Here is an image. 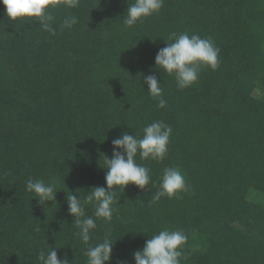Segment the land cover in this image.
I'll return each instance as SVG.
<instances>
[{
	"label": "trees",
	"instance_id": "16d2710c",
	"mask_svg": "<svg viewBox=\"0 0 264 264\" xmlns=\"http://www.w3.org/2000/svg\"><path fill=\"white\" fill-rule=\"evenodd\" d=\"M128 4L53 9V35L33 20L9 21L0 3V264H40L38 254L53 247L58 258L87 264L88 246L106 233L109 264H135L133 253L165 228L188 237L180 264H264V0H164L131 28ZM68 16L78 23L62 30ZM173 33L219 48L218 67L202 68L186 89L155 66ZM148 75L163 89L164 108L147 94ZM156 121L173 132L163 160L135 158L150 184L117 189L112 220L97 219L84 244L67 194L83 200L106 187L112 140L142 138ZM167 167L180 169L189 191L152 203ZM29 178L53 184L55 201L41 205L25 190ZM93 212L85 206L86 216Z\"/></svg>",
	"mask_w": 264,
	"mask_h": 264
},
{
	"label": "clouds",
	"instance_id": "9594fccd",
	"mask_svg": "<svg viewBox=\"0 0 264 264\" xmlns=\"http://www.w3.org/2000/svg\"><path fill=\"white\" fill-rule=\"evenodd\" d=\"M5 6V16L11 22L20 20H33L45 31L55 34L52 27L54 16L51 10L58 7L76 8L79 0H0ZM128 4V0H127ZM164 0H134L128 4L124 26L131 28L143 19L160 11ZM78 23L75 16H68L62 21L61 29H71ZM172 42L166 41V46L160 48L155 56L156 69L173 76L179 89L192 86L199 77L202 68L215 70L218 67L219 48L211 38H201L197 34L173 33ZM143 84L147 85V94L158 99V108H164L167 101L163 97V89L158 83L156 75H148L143 78ZM142 138L136 135L122 133L112 140L113 152L109 159L104 156L105 184L94 186L81 200L77 194H67L68 214L74 218L77 231L74 233L84 244L89 245L92 232L96 229V220L105 222L112 220L114 207L118 201L115 192L118 189L122 193L128 185H134L144 190L151 182L149 169L136 163L139 154L141 160L152 159L161 161L168 151L169 138L173 132L170 125L162 121H156L146 125ZM25 190L33 193L42 205L55 201L56 193L54 185L46 184L44 180L29 178L25 184ZM149 190V189H148ZM189 191L185 177L178 167H167L163 170L158 190L152 197V203L163 197L176 198L182 192ZM91 205L94 209L93 216L85 215V206ZM95 217V219L93 218ZM188 237L183 230L163 229L158 234L147 239L143 248L133 253L135 264H180L182 249L187 243ZM114 242L110 234L106 233L102 242L89 245L85 251L87 264H109L111 261L112 246ZM37 259L40 264H73L65 254L58 258L57 248H50L47 253L41 251Z\"/></svg>",
	"mask_w": 264,
	"mask_h": 264
}]
</instances>
